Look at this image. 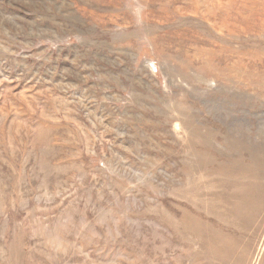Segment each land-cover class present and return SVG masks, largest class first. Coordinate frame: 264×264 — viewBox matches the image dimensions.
<instances>
[{
  "label": "rangeland",
  "instance_id": "rangeland-1",
  "mask_svg": "<svg viewBox=\"0 0 264 264\" xmlns=\"http://www.w3.org/2000/svg\"><path fill=\"white\" fill-rule=\"evenodd\" d=\"M0 264H264V0H0Z\"/></svg>",
  "mask_w": 264,
  "mask_h": 264
},
{
  "label": "bare ground",
  "instance_id": "bare-ground-1",
  "mask_svg": "<svg viewBox=\"0 0 264 264\" xmlns=\"http://www.w3.org/2000/svg\"><path fill=\"white\" fill-rule=\"evenodd\" d=\"M193 220V219H192ZM197 220V219H196Z\"/></svg>",
  "mask_w": 264,
  "mask_h": 264
}]
</instances>
